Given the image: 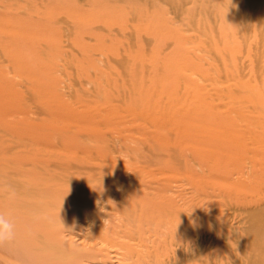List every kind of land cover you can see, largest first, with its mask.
<instances>
[{
	"label": "rangeland",
	"instance_id": "rangeland-1",
	"mask_svg": "<svg viewBox=\"0 0 264 264\" xmlns=\"http://www.w3.org/2000/svg\"><path fill=\"white\" fill-rule=\"evenodd\" d=\"M0 196V264H264V0H0Z\"/></svg>",
	"mask_w": 264,
	"mask_h": 264
},
{
	"label": "bare ground",
	"instance_id": "bare-ground-1",
	"mask_svg": "<svg viewBox=\"0 0 264 264\" xmlns=\"http://www.w3.org/2000/svg\"><path fill=\"white\" fill-rule=\"evenodd\" d=\"M72 146V145H71ZM67 149V148H66ZM70 149V148H69ZM104 162H106V161H104ZM146 162V161H145ZM131 165H129V167H130ZM128 167V166H127ZM133 167V166H132ZM130 169H131V167H130ZM65 170H66V172L67 173H69V175H75V174H77L78 172H71V170L68 168V167H66L65 166ZM117 172H118V169H117ZM139 180V179H138ZM23 191V189H19V192H22ZM17 192V191H16ZM18 192V193H19ZM124 195V194H123ZM20 196H22V193H21V195ZM115 196V195H114ZM0 198H1V196H0ZM104 200V199H103ZM105 202V201H104ZM106 203H103V205H105ZM17 205L18 206H20L19 207V212H20V214H22V215H27V211H26V205H27V201H26V199L25 200H18V202H17ZM102 205V206H103ZM17 206V207H18ZM102 206H101V209H102ZM151 206H152V209H153V211H154V213L155 214H157L159 211H160V205H159V203L155 200V199H153V198H151ZM21 209V210H20ZM104 209V208H103ZM106 209V208H105ZM108 210V209H107ZM106 219V218H105ZM104 221V220H103ZM89 222V221H88ZM126 222V221H125ZM181 222V221H180ZM87 223V222H86ZM105 224H107V222L105 223ZM83 226V225H82ZM105 228V227H104ZM87 229V228H86ZM183 229V228H182ZM104 231V230H103ZM179 231H181V230H179ZM84 234V233H83ZM28 235V234H27ZM31 236V235H30ZM76 237V236H75ZM84 238V237H83ZM68 239V238H67ZM82 239V238H81ZM85 239V238H84ZM93 240H95V241H98V240H96V239H93ZM91 241V240H90ZM125 241H128V242H125ZM132 241H134V239L132 238V237H126V238H124V240L123 241H116V247H118V250H116V255H115V258H117V259H119V256H122V258H120V260L122 261V263L123 262H125V261H128V260H130V264H167L166 263V260H164L163 258H159L158 259V257L155 255H152L151 253L150 254H148L146 257H145V259L147 260V261H145L144 263L143 262H141V261H139V260H134V256H135V254H136V252H137V250L134 248V247H132L131 246V242ZM33 242V241H32ZM98 242H100V241H98ZM20 243H22V240L20 241ZM85 243V242H84ZM91 243V242H90ZM101 244H103L104 245V243H102V241L100 242ZM137 243V242H136ZM57 243H55V245H56ZM89 244V243H88ZM55 245H54V243H48V245H47V242L46 241H44V242H41V245H40V248L43 250L41 253H45V252H51L52 253V251H54V250H56V248H55ZM34 246V245H33ZM99 246V245H98ZM106 246H107V244H106ZM101 247H103V246H101ZM110 247H112V246H110ZM115 247V248H116ZM38 248V247H37ZM113 249V248H112ZM121 249V251L123 250L124 251V253H122V252H118L119 250ZM143 249H145V248H143ZM36 250V249H35ZM37 250H40L39 248L37 249ZM139 251V250H138ZM9 252H10V248H9ZM3 254V253H2ZM12 255H14V254H11L10 253V256H12ZM76 255H78L77 253H76ZM108 256H109V254H107ZM113 255V254H112ZM79 256V255H78ZM13 258H12V260L10 261V264H32V262H28V260H29V256H28V254H26L25 252H23V251H21V253H18V258H19V260H17L15 257V255L14 256H12ZM106 258H107V256H106ZM111 258V257H110ZM2 259V258H1ZM3 260V259H2ZM115 260V259H114ZM35 263V262H34ZM85 263V262H84ZM125 263H127V262H125ZM7 264H9V263H7ZM118 264H120L119 263V261H118Z\"/></svg>",
	"mask_w": 264,
	"mask_h": 264
},
{
	"label": "clouds",
	"instance_id": "clouds-1",
	"mask_svg": "<svg viewBox=\"0 0 264 264\" xmlns=\"http://www.w3.org/2000/svg\"><path fill=\"white\" fill-rule=\"evenodd\" d=\"M14 194L9 193L8 199H13ZM16 240V223L10 215L0 212V248L11 245Z\"/></svg>",
	"mask_w": 264,
	"mask_h": 264
}]
</instances>
